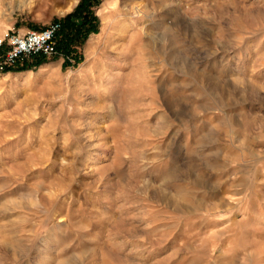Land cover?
I'll list each match as a JSON object with an SVG mask.
<instances>
[{
  "label": "rangeland",
  "instance_id": "obj_1",
  "mask_svg": "<svg viewBox=\"0 0 264 264\" xmlns=\"http://www.w3.org/2000/svg\"><path fill=\"white\" fill-rule=\"evenodd\" d=\"M113 2L0 0V264H264V0Z\"/></svg>",
  "mask_w": 264,
  "mask_h": 264
},
{
  "label": "built area",
  "instance_id": "obj_2",
  "mask_svg": "<svg viewBox=\"0 0 264 264\" xmlns=\"http://www.w3.org/2000/svg\"><path fill=\"white\" fill-rule=\"evenodd\" d=\"M60 30L61 24L54 22L40 31L9 36L6 43L8 51L0 70L15 68L36 56L52 57L57 55L56 40ZM3 44L4 40L0 41V45Z\"/></svg>",
  "mask_w": 264,
  "mask_h": 264
},
{
  "label": "trees",
  "instance_id": "obj_3",
  "mask_svg": "<svg viewBox=\"0 0 264 264\" xmlns=\"http://www.w3.org/2000/svg\"><path fill=\"white\" fill-rule=\"evenodd\" d=\"M84 4H85V2L84 3H82L78 8H77V10H76V12L74 13V14H72L71 16H70V18H72V17H75V16H78L79 15V12L80 11H82L83 9H84ZM87 16L88 15H86V17H84V20H87ZM78 17H81V15H79ZM87 21H84V23L82 24V26H76V24L75 23H70V25H68V27L65 29L64 28V30H63V27H61L62 29L60 30V32H59V34H58V36H57V39H58V37H59V35H61L62 37H61V40H60V42H63V41H65L66 43H71V42H69V41H72V39L71 38H73L74 39V36L72 35L71 36V34L72 33H76L77 35H76V40H80V38H81V36H82V32H86V34L87 33H89L90 31H92V29L90 30V29H88V27H87V23H86ZM71 39V40H70ZM57 50H58V52H59V49H58V47H57Z\"/></svg>",
  "mask_w": 264,
  "mask_h": 264
},
{
  "label": "bare ground",
  "instance_id": "obj_4",
  "mask_svg": "<svg viewBox=\"0 0 264 264\" xmlns=\"http://www.w3.org/2000/svg\"><path fill=\"white\" fill-rule=\"evenodd\" d=\"M108 2H109V4L112 5V6L116 5V3L113 2V0H108ZM115 7H116V6H115Z\"/></svg>",
  "mask_w": 264,
  "mask_h": 264
}]
</instances>
